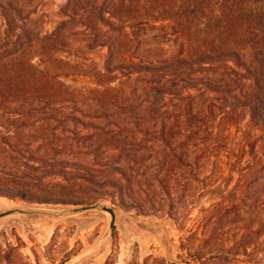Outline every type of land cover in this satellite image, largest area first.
<instances>
[{"label":"rangeland","instance_id":"374dc122","mask_svg":"<svg viewBox=\"0 0 264 264\" xmlns=\"http://www.w3.org/2000/svg\"><path fill=\"white\" fill-rule=\"evenodd\" d=\"M142 4L0 0V212L100 204L115 213L110 232L109 214L98 209L1 218L0 264H264V112L251 117V80L234 57H189L171 21L140 22ZM57 30L62 39L46 55L66 63L57 73L71 90L47 113L78 123L32 127L6 106L24 103L23 113L43 104L8 92L54 86L35 80L24 61L45 70L37 41ZM139 62L164 66L146 74ZM260 74L264 85V66ZM148 80L164 93L146 98ZM63 152L88 155V182L67 183L57 167H23Z\"/></svg>","mask_w":264,"mask_h":264},{"label":"trees","instance_id":"16d2710c","mask_svg":"<svg viewBox=\"0 0 264 264\" xmlns=\"http://www.w3.org/2000/svg\"><path fill=\"white\" fill-rule=\"evenodd\" d=\"M132 0H121L123 5L130 6ZM141 1V10L144 12L142 17L144 20H169L175 26V35L182 36L186 44V52L189 57L194 56L200 61L211 60L218 57H234L238 60L239 67L245 71L246 76L251 80L250 93L247 96L248 109L251 117L254 118L256 113L264 112V85L259 81L261 79V70L264 66V0H138ZM111 4V1L109 5ZM114 3L111 4L112 10ZM116 10V9H115ZM148 10V11H145ZM112 12V11H111ZM114 13V12H112ZM125 17V13L121 11ZM147 19V20H146ZM62 33L57 30L55 33L42 40L37 41L39 46L36 50L40 52L44 58L46 69L39 70L31 61H24L26 71L32 74L35 80H45L52 83L49 88L36 89L35 87L25 88L23 85L11 86L8 94L12 96L21 95L24 91L31 94L32 97L38 98L41 106L39 111L17 104L15 101H9L7 112L9 115H19L20 118H28L32 120V127H42L47 121H53L56 124L65 122L78 123L77 117L66 113L60 117L50 116L47 110L51 108L56 101L67 100L70 94V88L60 82L58 75L59 65H65L63 61L57 58H51L46 55L47 51H51V47L62 39ZM64 39V38H63ZM53 51V50H52ZM23 56L10 58L8 61L11 66H15ZM49 61V62H48ZM55 63V68L48 67V64ZM42 63V62H41ZM126 67V62L123 63ZM139 71L146 74H155L164 66L163 62L153 65L147 62H139L136 64ZM134 64L130 66H136ZM121 65L118 69L121 72L125 70ZM11 71V70H10ZM15 78H18L19 72L14 69L11 71ZM108 72H111L108 70ZM113 78V77H112ZM150 77L149 79H153ZM19 79V78H18ZM142 81V79H141ZM149 86H142V90L146 91V98H149L151 92L164 93V89L159 82L146 81ZM27 95V94H24ZM144 102V101H143ZM247 105V103H246ZM46 110V111H44ZM82 124V122H81ZM110 127L114 129H123L120 123L108 122ZM263 127V128H262ZM264 133V126L261 125ZM115 131V130H113ZM68 133V131H65ZM85 143L88 137H80ZM70 140L65 137L64 141ZM256 142H254V145ZM58 153L45 154V158L31 159L34 163H40L38 166L26 163L23 167L32 173L45 172L49 168L57 167L64 181L69 182H88L86 177L82 175L85 169L89 168V164L84 160L87 154L72 152L61 154L64 159L55 160ZM88 156V155H87ZM80 160V161H79ZM39 161V162H37ZM98 164V163H96ZM111 163L102 164L103 167L110 166ZM113 164V163H112ZM111 164V166H112ZM117 162L114 166H117ZM264 168V165H263ZM24 175V174H23ZM23 175H13L18 180H24ZM13 178V177H12ZM10 196L9 193H5Z\"/></svg>","mask_w":264,"mask_h":264},{"label":"water","instance_id":"95a60500","mask_svg":"<svg viewBox=\"0 0 264 264\" xmlns=\"http://www.w3.org/2000/svg\"><path fill=\"white\" fill-rule=\"evenodd\" d=\"M98 209L100 211H104L109 214V225H108V232H110L113 228L115 213L112 209L107 208L100 204H93V205H84L82 207L67 209L61 212H51L48 210H37V209H30V208H14L9 209L3 212H0V219L4 218L9 215L13 214H21V215H32V216H67L73 215L77 213H82L90 210Z\"/></svg>","mask_w":264,"mask_h":264}]
</instances>
